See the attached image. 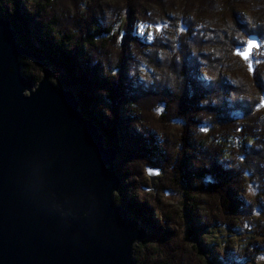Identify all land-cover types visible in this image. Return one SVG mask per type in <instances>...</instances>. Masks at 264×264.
Listing matches in <instances>:
<instances>
[{
    "label": "trees",
    "instance_id": "16d2710c",
    "mask_svg": "<svg viewBox=\"0 0 264 264\" xmlns=\"http://www.w3.org/2000/svg\"><path fill=\"white\" fill-rule=\"evenodd\" d=\"M54 2L0 0V11L10 19L19 41L43 59L29 66L22 56V72L37 84L46 66L60 70L53 73V83L72 88L82 114L98 125L106 146L119 149L122 166L115 167L124 183L114 199L160 246L164 254L160 263L181 264L176 263L179 256L172 246L177 226L194 238L214 226L233 228L237 219L251 214L253 220L263 218L264 195L256 203L249 200L250 207L240 208L245 199L239 193L244 182L264 190V136L257 117L264 72L255 66L258 97L248 99L229 74L228 60L234 47L242 45L240 36L264 40V0H113L108 6L119 12L115 20L98 9L97 0H79L68 23L54 10ZM241 6L248 8L247 17H242ZM133 14L142 24H157L147 41L136 34L131 40L140 50L157 49L165 53L161 59L168 56L170 82L143 83L126 74L129 56L116 51V38ZM155 61L148 64L156 65ZM98 104H106V114ZM143 110L160 123L179 122L182 128L177 138L168 144L164 136L142 127ZM133 124L139 129H132ZM204 124L209 125L207 133L201 131ZM235 132L239 135L233 136ZM230 138L235 144L229 150L225 145ZM147 160L162 166L168 181L163 182L162 176L158 187L179 191L182 209L164 201L152 203L130 191L129 185L141 184L133 178L144 177L142 165ZM135 250V264H147L149 256ZM231 256L238 258L236 253ZM250 256L246 252L245 260Z\"/></svg>",
    "mask_w": 264,
    "mask_h": 264
},
{
    "label": "water",
    "instance_id": "95a60500",
    "mask_svg": "<svg viewBox=\"0 0 264 264\" xmlns=\"http://www.w3.org/2000/svg\"><path fill=\"white\" fill-rule=\"evenodd\" d=\"M22 56L42 59L0 11V264H135L146 228L114 199L117 151L74 91L49 70L34 85Z\"/></svg>",
    "mask_w": 264,
    "mask_h": 264
},
{
    "label": "rangeland",
    "instance_id": "374dc122",
    "mask_svg": "<svg viewBox=\"0 0 264 264\" xmlns=\"http://www.w3.org/2000/svg\"><path fill=\"white\" fill-rule=\"evenodd\" d=\"M31 1V0H30ZM54 10L57 12H61V16H64V19L62 22L68 23L69 16H72L73 7H75V2L78 4L79 0H54ZM99 3V10L102 11L108 19L115 20L117 18V15L119 12H115L113 10H110V7L108 6V3H112L113 0H97ZM241 13L244 14V17H247L249 15L248 8L247 7H240ZM100 12L96 9V14H99ZM246 15V16H245ZM113 17V18H112ZM206 20V19H205ZM262 21L261 19L259 20ZM206 22V21H205ZM141 18L138 17V15L133 14L129 19V26L125 28V30L120 29L119 33L116 38V51H119V53L122 51L124 54L128 53L129 58L126 60L125 64V72L128 76L135 75V78H138L141 82H151L153 79L158 80L161 79L163 81L166 80L170 82L171 77L173 74H171L170 71H168V64L167 60H169L168 56L165 59L162 56H164V52H160L157 49H150L147 47L141 48L142 50L136 48L133 45V42L131 38L133 37V34H136L137 37L142 38L147 41L148 37L151 36L155 32V28H158L157 24H142ZM202 25V23L200 24ZM199 25V26H200ZM208 25V24H207ZM66 27V25H65ZM70 30H72L71 26H68ZM165 28H168L165 26ZM226 28L228 29V25H226ZM122 33V34H121ZM123 35L121 37V35ZM229 34V33H227ZM236 35H239L236 33ZM236 35L233 37L235 38ZM130 38V40L128 39ZM240 42L242 45H237L234 47L232 54L230 57H232L231 60H228V65L230 72L235 80L239 83V88L243 94H241L243 97H247L248 99H251L253 96H257L259 89L258 81H255L254 74V68L256 65H260V69L262 72H264V40L256 42L257 47L253 48L250 53L249 59L246 61L242 59L241 56L237 55L236 53L243 52L249 41H252L253 38H245L243 36H240ZM238 41V42H239ZM115 53V52H114ZM151 53H154L151 55ZM164 53V54H162ZM126 55V54H125ZM158 55V56H157ZM157 56V58H156ZM239 57L240 62L237 60V57ZM26 61H28L29 66L34 65L35 61H43V59L36 60L38 58L35 57H28L24 56ZM220 57V54H219ZM157 63L156 65L148 64ZM153 60V61H152ZM249 65L252 66V71H249ZM263 68V69H262ZM44 70H49L51 72L50 79L52 82H54L53 73H58L59 71L56 69H52L49 65L45 67ZM44 70H42L41 75L43 74ZM58 71V72H56ZM61 73V71H60ZM228 74V75H229ZM260 82V81H259ZM36 85V83H34ZM66 88V87H65ZM67 89V88H66ZM72 89V88H68ZM73 90V89H72ZM74 91V90H73ZM258 97V96H257ZM264 100V95H261L260 97V105L258 106V126L260 129H262V134L264 136V106H261V102ZM102 105V106H101ZM99 107H101L102 110H104L105 114L107 113L105 110H107L106 104H98ZM161 110V108L159 109ZM157 110V111H159ZM153 111V108H152ZM156 111V112H157ZM147 111L143 110L141 111L142 114H145ZM124 114V112H121ZM145 115L141 116V122L143 124L142 127H145L146 129H153L158 136H164L167 141V143H171L173 139H176L179 130L182 128L179 122L176 123H169V122H163L160 123L157 119H155L152 116ZM239 119V118H238ZM236 119V121H239ZM139 125H136L131 127L139 129ZM263 127V128H262ZM209 128L208 124H204L202 126V133H207ZM190 131V130H187ZM233 136H238L239 133L235 132L233 133ZM192 136V135H191ZM127 142V141H126ZM249 143L253 144V141L250 140ZM235 144V141L233 138H230L226 142V149H232L231 147ZM257 146V145H256ZM114 147V146H112ZM116 150H119L117 147H115ZM120 155V153L118 152ZM154 160H147L143 163V174L144 177L142 178H133L135 182H139L137 184L129 185L130 191L132 193H136L139 197H146L149 200H151L152 203H159V201L168 202L170 205L174 204L175 207L179 206V208H183L182 206V197L181 193L179 191H172V190H162L159 189L158 183H160V180L164 177L162 180L163 182H167L166 174L163 176V168L162 166H156L154 164ZM122 166L121 161H119V157L115 161V165ZM148 167H159L161 169V172L155 174L154 179H151L149 175L147 174ZM163 176V177H162ZM170 176V174L168 175ZM162 177V178H161ZM166 178V179H165ZM127 182V181H126ZM124 183V182H122ZM127 184V183H126ZM121 188V186H120ZM259 188V186H258ZM255 184H250L247 182H244L242 185L241 192L239 193L242 198H244L245 203L240 204V208L250 207L248 206V201H253L256 203L257 200H255L257 197L260 196V198H263L264 190L258 189ZM119 190V189H118ZM117 193V192H116ZM115 193V194H116ZM248 202V203H247ZM202 207H199V210L202 211ZM242 212V209L240 210ZM199 214H202L198 211ZM155 217V216H154ZM247 218H241L239 221L238 219L235 221V225L232 226L233 228H224L219 226H214L211 228L208 232L204 233H198L194 238H190L187 236V234L184 232V228L177 226V234H176V240H174V244L172 243V246L175 250V255L178 257L179 260H176V263L181 264H228L227 262H231V264H264V217H258L256 216V220H253V215L246 216ZM247 220V222L245 221ZM246 224V225H245ZM143 225L139 224V227ZM235 227V228H234ZM149 232L146 229V237L142 240L137 241L134 244L133 247V254L136 255V248H139L140 251L146 255H148V262L144 260V262L147 264H161L160 261H164V254L160 248V246L156 243L155 240L149 239ZM149 239V240H148ZM148 241L147 244H144L143 242ZM206 246H208L210 249H208ZM194 247L199 249L200 253H197L194 250ZM210 251V252H209ZM214 252L213 253L211 252ZM247 252L252 259H248V257L244 258V254ZM236 253L237 260L231 258V254ZM213 255V258H212ZM206 256L208 258H206ZM208 259V260H206ZM226 262H225V261ZM157 261H159L157 263ZM234 261H238L235 263ZM230 264V263H229Z\"/></svg>",
    "mask_w": 264,
    "mask_h": 264
},
{
    "label": "snow or ice",
    "instance_id": "6c2138e0",
    "mask_svg": "<svg viewBox=\"0 0 264 264\" xmlns=\"http://www.w3.org/2000/svg\"><path fill=\"white\" fill-rule=\"evenodd\" d=\"M157 30H160V29H157ZM255 47H257L256 43L254 41H249L246 49L243 52L238 51L236 54L241 56L244 60L247 61L250 57L251 50ZM252 70H253L252 66L249 65V71H252ZM262 106H264V101H262Z\"/></svg>",
    "mask_w": 264,
    "mask_h": 264
},
{
    "label": "bare ground",
    "instance_id": "6f19581e",
    "mask_svg": "<svg viewBox=\"0 0 264 264\" xmlns=\"http://www.w3.org/2000/svg\"><path fill=\"white\" fill-rule=\"evenodd\" d=\"M50 72V71H49ZM44 73V72H43ZM51 73V72H50ZM43 76V75H42ZM41 79V78H40ZM51 80V79H50ZM40 81V80H39ZM38 81V82H39ZM37 85V84H36ZM56 85V84H55ZM57 86V85H56ZM58 87H60V86H58ZM62 88V87H61ZM104 141V140H103ZM105 143V142H104ZM114 149H115V147H114ZM116 150V149H115ZM117 151V154H118V150H116ZM119 155V154H118ZM115 163V162H114Z\"/></svg>",
    "mask_w": 264,
    "mask_h": 264
}]
</instances>
